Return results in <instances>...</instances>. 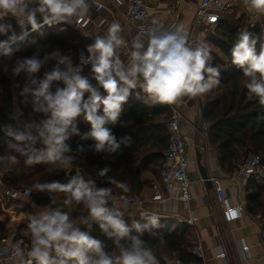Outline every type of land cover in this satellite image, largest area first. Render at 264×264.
<instances>
[{
    "label": "clouds",
    "instance_id": "9594fccd",
    "mask_svg": "<svg viewBox=\"0 0 264 264\" xmlns=\"http://www.w3.org/2000/svg\"><path fill=\"white\" fill-rule=\"evenodd\" d=\"M243 3L249 12L264 15V0H243ZM89 11L88 0H0V34L12 31L11 23L5 22L9 16L15 18L21 29L19 36L12 32L8 39L0 40V55L10 57L11 44L23 41L30 34L29 26L32 32H39L44 25L76 24V18L86 16ZM37 14L43 23L38 22ZM121 31L119 23H111L103 35H96L87 46L88 55L81 53L77 65L70 55H63L58 49L45 52L42 57L36 54L15 62L12 75L23 74L25 80L20 92L22 103L31 104L33 112L46 117L22 126H3L4 142L25 158L26 165L50 164L71 169L74 157L67 141L74 135L93 141L90 148L95 153L116 152L128 138L118 141L108 126L117 123L131 90L137 87L146 94L143 103L154 107L174 105L184 97L203 96L220 85L221 69L213 66L208 42L191 39L183 24L165 26L154 22L132 39L130 51L126 50ZM257 43L258 38L250 31L238 32L231 48V63L242 69L248 97L264 106V43L259 51ZM50 61H55V65L43 78H38L37 74ZM87 64H91L95 85L81 75L82 65ZM54 82H61L63 87L57 84L53 90ZM80 117L90 124V131L82 135L76 123ZM38 141L43 148L34 147ZM4 161L15 164L18 157H0V163ZM109 171L106 167L98 175L104 177ZM108 183L125 193L130 191L126 182L114 177H109ZM31 191L65 193L64 204L83 205L88 216L77 224L68 212L59 209L31 214L26 228L30 248L25 251L14 245L10 264H159L153 246L143 236L158 235L160 244L164 243L163 234L155 231L161 227L160 217L145 215V223L133 220L128 226L123 212L109 206L113 203L109 187H97L94 181H86L77 174L67 183H37L28 196ZM93 224L112 242L117 254L113 255L103 240L92 235ZM80 225L85 226L83 230Z\"/></svg>",
    "mask_w": 264,
    "mask_h": 264
},
{
    "label": "trees",
    "instance_id": "16d2710c",
    "mask_svg": "<svg viewBox=\"0 0 264 264\" xmlns=\"http://www.w3.org/2000/svg\"><path fill=\"white\" fill-rule=\"evenodd\" d=\"M249 21V17L245 14L239 18L236 16L224 17L212 29V35H207L205 39L211 46L213 66H218L221 69L219 77L221 83L203 95L202 119L209 126L208 141L218 154L220 166L224 173L229 175L235 172L238 164L250 153L261 155L264 158V118H258L264 117V106H261L257 100L248 97L243 71L231 63V48L237 39L238 32L248 30L253 33L258 38L257 51H259L260 44L264 43V15H261L260 22H257L253 27ZM6 22L12 25V31L4 35L8 39V36L14 32L16 22L11 20H6ZM86 45L79 31L69 25L62 23L52 26L44 25L39 32H31L23 41L18 40L11 44L13 54L10 57L15 56L16 61L36 54L42 57L45 52L58 49L63 55H70L75 63L80 48H83L88 55ZM8 57L0 55V91L4 94V98L0 100V115L2 105L7 103V99L11 97V78L6 77L1 68L2 61ZM16 61L8 64L10 70ZM51 63L55 64L56 62L50 61L48 64ZM84 76L88 77L93 85L96 84V81L92 79L91 64L85 69ZM101 93L104 94L103 89H101ZM87 96L88 94L85 93V98ZM145 96L143 90H131L117 123L108 126L118 141L125 137L128 138L127 143H122L116 152L95 153L90 148L93 141L82 140L80 135H74L67 141L72 149L70 155L74 157L73 167L89 168L96 186L109 187L111 196L126 194L137 198L145 186L143 178L145 173H151L155 177L161 178V169L164 163L163 152L169 141L167 123L170 119L171 108L167 104L149 107L143 103ZM76 123L81 135L90 131V124L86 121L80 122L77 118ZM78 148H83L84 151L79 152ZM35 167L30 169L32 170L31 175L39 176L37 183L47 181L67 183L72 176L77 175L48 164H39L38 168ZM106 167L110 168L107 175L99 176L100 170ZM109 177L126 182L130 191L125 193L115 184H109ZM245 189L248 191V211L255 215L260 214L264 218V184L250 181ZM30 198L40 207L71 212L75 219L88 216V209L83 205L74 202L71 205H65L64 200L67 198L65 193L51 194L47 191H35ZM109 206L115 207L113 203H110ZM123 218L128 226H131L133 220L142 224L146 222L144 218L139 217ZM27 223L16 225L13 230L19 235H23ZM11 230L6 226L0 227V240L6 238ZM155 231L163 234V244H160L158 235L151 236L145 233L143 239L153 246L159 264H169V261L174 257L190 264L202 263L199 258L190 253L192 244L186 232L177 234L163 230ZM132 234H136L134 230ZM92 235L103 240L107 245V250L112 254L117 251L112 242L103 236L98 225L93 224ZM172 256L174 257L172 258Z\"/></svg>",
    "mask_w": 264,
    "mask_h": 264
},
{
    "label": "crops",
    "instance_id": "0c3cea01",
    "mask_svg": "<svg viewBox=\"0 0 264 264\" xmlns=\"http://www.w3.org/2000/svg\"><path fill=\"white\" fill-rule=\"evenodd\" d=\"M99 1L104 4V7L100 12H96L90 7V11L86 16L90 17L92 22L87 29H78L74 23L72 25L69 23L64 24L78 30L87 47L94 42L96 35H103L111 23L117 22L122 28L121 35L125 40L126 50L130 51L131 41L137 33L134 25L128 20V4L125 1L123 4H117L114 0ZM147 2L154 22L162 23L165 26L172 25L174 22L183 24L191 35L202 40L206 39L207 35L203 29L195 25V14L199 0H183L178 5L175 4V0H147ZM250 13L244 9L236 8L225 12L224 17L236 16V18H239L244 14ZM6 20L16 22L15 18L11 16L5 17V22ZM14 32L18 36L21 33L17 23ZM0 40H6V37L0 34ZM54 65V63L48 64L38 74V78H43L44 73L50 71ZM74 65H76V62ZM24 83L25 80L19 86H14L11 89V97L7 99V103L5 102L2 105V113L0 115V157L9 155L18 157V163L12 164L7 161L0 163V227L6 226L12 230L16 228V225L28 222L29 216L36 211L48 209L36 205L30 197L11 199L6 194V191L11 187L32 189L39 178L38 175H31L32 170L30 168L35 167V165H26L23 156L7 147L2 131L4 125L22 126L24 123L33 120L39 122L46 118L41 113L33 112L31 104L26 106L22 103L24 98L20 95V92ZM57 84L63 87L61 82H54L53 90H55ZM136 89L140 88L137 87ZM0 93V100H2L1 97L4 94L1 91ZM172 106L178 108L182 113L181 130L187 141L190 179L192 181L190 188L191 200L188 203L179 200L153 201L154 193L161 186V178L159 176L155 177L151 173H145L143 175L145 186L140 196L136 198L137 202L130 207H124L117 199L118 195H115L111 196L114 206L123 212L124 217L143 218L145 215H158L161 227L157 230L177 234L186 232L191 244L199 242L203 247L204 258L200 259L202 261L201 264H264V246L262 243L264 218L259 214L255 215L248 211V191L233 184L229 179L230 175L224 173L220 166L218 154L208 141L209 126L202 119L204 96L195 98L184 97ZM6 112L11 113L10 119L5 118L4 114ZM78 120L85 122L82 117L78 118ZM43 147L42 143L38 141L36 148L40 149ZM38 165L36 164L35 168H38ZM73 170L86 180L93 181L89 168L72 167L65 171L71 172ZM203 171L207 173L209 180L212 177H218L222 180L225 191L232 202H245L246 210L239 220H227L211 181V187L206 184ZM68 213L77 224H80L81 218L75 219L71 212ZM191 216L197 218L193 227L187 226L184 221ZM80 226L84 227V225ZM23 235H28L26 230ZM244 243L249 246V251L242 257L239 255V247ZM219 253H224L225 257H218ZM115 254H117V251L113 253V255ZM10 262L11 260H8L6 264H10Z\"/></svg>",
    "mask_w": 264,
    "mask_h": 264
},
{
    "label": "built area",
    "instance_id": "2783aa9c",
    "mask_svg": "<svg viewBox=\"0 0 264 264\" xmlns=\"http://www.w3.org/2000/svg\"><path fill=\"white\" fill-rule=\"evenodd\" d=\"M128 4V20L131 22L136 30V33L144 31L146 27L152 25L154 21L151 18L150 6L147 0H114L117 4ZM183 0H175V4L178 5ZM90 7L96 12H100L104 4L99 0H88ZM240 8L248 11L243 3V0H199L195 14V25L203 29L204 33L212 31V29L224 18V14L227 11ZM246 15V14H245ZM250 19V25L255 26L257 22H260L261 15L247 14ZM37 20L43 23L42 17L37 14ZM74 25L78 29H87L92 20L90 17L83 16L78 17L75 20ZM176 23V22H174ZM173 23V24H174ZM29 33H31L30 26L28 27ZM189 32V31H188ZM190 34V38L195 40L199 39ZM83 53L87 56L85 50L80 48L77 53L76 65L80 63V55ZM89 64L82 65V73L84 76L85 69ZM63 85V84H62ZM171 114L167 123V133L169 136L168 146L163 152L164 163L161 169V186L154 193L152 200L157 202L179 200L188 203L191 200L190 188L192 181L190 179L189 159L187 154V141L181 130L182 113L181 111L170 105ZM6 119L11 118V113L6 112L4 114ZM37 143L34 145L36 148ZM230 181L238 185V187L246 188L250 181L257 183H264V158L261 155L250 153L244 160L238 164L234 173L229 176ZM213 185L215 194L220 204L223 207L224 214L228 221L239 220L243 212L246 210L245 202H232L229 195L226 193L223 186V182L218 177L210 178ZM31 188H19L11 187L6 191V194L11 199H18L21 197H31L33 191L28 196ZM117 199L124 207H130L134 205L137 200L132 196L126 194H120ZM197 218L195 216L187 217L184 221L189 227H193L196 224ZM264 246V237H263ZM14 245L21 246L25 251L30 248V236L19 235L15 230H12L6 238L0 240V263L6 264L8 260H11V250ZM249 251V246L244 243L239 247V255L244 257ZM190 253L199 259L204 258L203 247L201 243L196 242L192 244ZM218 257L224 258V253H219ZM169 264H190L186 263L178 258L171 259Z\"/></svg>",
    "mask_w": 264,
    "mask_h": 264
},
{
    "label": "rangeland",
    "instance_id": "374dc122",
    "mask_svg": "<svg viewBox=\"0 0 264 264\" xmlns=\"http://www.w3.org/2000/svg\"><path fill=\"white\" fill-rule=\"evenodd\" d=\"M62 24H64V23H62ZM72 25V24H71ZM253 27V26H252ZM213 32V31H212ZM212 35V33H211V31H209L208 33H206V35ZM4 36V35H3ZM209 47H211V46H209ZM215 51H217V53H219V51L218 50H216L215 49ZM16 57L14 56V57H8L7 59H5L4 61H2V64H1V68L3 69V74H5V76L6 77H10L11 79H10V81H11V89H13L14 88V86L15 87H17V86H19L20 85V83L24 80V77L23 76H20V77H14V76H12V71L8 68V64L10 63V62H12L13 63V61H16ZM4 77V76H3ZM1 94V93H0ZM4 96V95H3ZM1 97L2 99L4 98V97ZM248 155H246L245 157H247ZM244 157V158H245ZM243 159V158H242ZM260 215V214H259ZM261 216V215H260ZM263 218V217H262ZM174 256H172V258H173ZM174 258H176V257H174Z\"/></svg>",
    "mask_w": 264,
    "mask_h": 264
},
{
    "label": "water",
    "instance_id": "95a60500",
    "mask_svg": "<svg viewBox=\"0 0 264 264\" xmlns=\"http://www.w3.org/2000/svg\"><path fill=\"white\" fill-rule=\"evenodd\" d=\"M70 173H71V174H74L75 171L73 170V171H71ZM203 177H204V179H205V181H206L207 186H208V187H211L212 185H211V183H210L209 177H208L207 173L204 172V171H203Z\"/></svg>",
    "mask_w": 264,
    "mask_h": 264
}]
</instances>
